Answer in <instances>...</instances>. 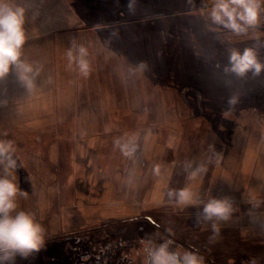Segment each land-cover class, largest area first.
Returning <instances> with one entry per match:
<instances>
[{
  "label": "rangeland",
  "instance_id": "obj_1",
  "mask_svg": "<svg viewBox=\"0 0 264 264\" xmlns=\"http://www.w3.org/2000/svg\"><path fill=\"white\" fill-rule=\"evenodd\" d=\"M33 3L28 9L33 13L25 14V62L54 48L58 66H69L73 31L98 24L133 28L132 48L168 58L157 78L150 73L146 102L128 109L143 113L115 120L94 114L82 120L51 118L61 103L54 112L39 111L36 102L45 97L29 95L38 87H14L21 83L15 72L0 79V140L16 149L12 175L24 193L17 203L45 228L44 248L27 259L17 257L15 264H98L111 252L119 257L113 264H145L141 242L149 239H171L174 247L203 256L204 264H264V88L248 87L244 80L239 88H224L237 78L220 71L228 47L243 49L251 42L218 37L216 45L194 41L195 49L180 34V39L171 32L162 36L168 28L160 16L169 20L174 12L193 9L152 6L150 0H135L132 11L129 0ZM48 32L53 39L42 36ZM209 51L219 60L208 57ZM44 61L35 63L43 67ZM233 94L240 102L225 115ZM186 161L207 163L208 170L191 181ZM188 186L202 200L228 199L236 209L232 218L214 230L197 221L199 207L168 199L169 189Z\"/></svg>",
  "mask_w": 264,
  "mask_h": 264
},
{
  "label": "clouds",
  "instance_id": "obj_2",
  "mask_svg": "<svg viewBox=\"0 0 264 264\" xmlns=\"http://www.w3.org/2000/svg\"><path fill=\"white\" fill-rule=\"evenodd\" d=\"M135 0H129V11L133 10ZM193 3V0H189ZM206 25L214 33H228L235 37L247 38L251 45L243 49L231 46L226 49V62L220 71L226 76L243 79L249 74L258 77L264 73V60L259 50L264 48V0H212L206 11ZM25 9L14 0H0V79L15 72L18 80L31 88L33 78L39 68L26 63L22 49L26 42ZM67 51L71 64L76 60L80 70L87 75L88 52L84 46ZM239 95L227 99L228 110L232 111L239 103ZM16 149L11 141L0 140V264H15L17 257L27 259L40 252L45 245V228L35 216L19 208V189L12 173L17 167L14 159ZM188 179L195 181L208 170L207 163L186 161L184 164ZM168 199L177 205L199 207L197 221L210 223L214 230L218 224L228 222L236 211L228 199L211 197L200 199L191 186L182 189H169ZM146 254L145 264H204V257L196 251L175 246L171 239L161 242L149 239L141 242Z\"/></svg>",
  "mask_w": 264,
  "mask_h": 264
},
{
  "label": "crops",
  "instance_id": "obj_3",
  "mask_svg": "<svg viewBox=\"0 0 264 264\" xmlns=\"http://www.w3.org/2000/svg\"><path fill=\"white\" fill-rule=\"evenodd\" d=\"M25 2L28 3L29 7L24 6ZM33 2L34 0H16V4L23 7L27 15L33 13L28 11V9H33L36 6V3ZM150 2L152 6L160 5L166 8L193 9L174 12L170 14L169 20L162 16L160 18L161 20L163 19L161 22L168 28L166 30L163 27L165 31H161L162 36L168 35L167 32H171L176 35V39H180V36H178L180 34L195 49L197 42L194 43V41L198 40L204 39L208 44L209 42L215 44L214 41L218 37H221L223 40L244 39L243 37H235L228 33H214L208 29L206 25V11L210 8L212 0H193V3H189V0H150ZM171 24L174 25L172 28L170 27ZM172 29L173 31H169ZM130 31H133V28L129 29V27L123 24H98L94 27L73 31L72 41L74 42V46L72 48L74 55L76 54L75 48L81 45L88 52L86 57L89 65L87 75H84L80 70L76 60H73V63L70 64L72 65L71 68H69L70 65L58 66V61L56 63L55 56H53L55 54L54 48L46 49V52L42 51L41 54L31 55L30 58H27L26 63L30 64L34 71L39 68V72L34 75L36 79L42 78L36 85L33 78L32 87H38V92L29 93L31 96L38 95L45 97L38 98L36 102L38 104L37 109L39 111H47V107L51 109V112H54L58 103H61L62 108L60 109L62 110L55 111V115L49 117L52 118L56 114H60L59 118L65 120L87 119L91 114H94L96 119L107 118L110 120L121 119L119 116L142 114L143 112H128V109H137L136 107L144 104L147 98H149V88L151 86L150 73L157 78L156 73L161 69V66H166L168 55L164 52L159 53L161 55L159 59L150 50L145 51L142 48H132L130 42L133 41L135 35L129 33ZM260 31L264 32V27ZM51 35L52 32L42 34V36L50 40L53 39V35ZM143 36L145 37V33ZM143 36L142 38L144 39ZM246 41L249 40L246 39ZM170 46H172L171 42ZM259 54L262 56L261 58H264V48L259 50ZM207 56H215L217 59L215 62L219 60L216 51L212 53L209 51ZM197 58L198 54L196 60ZM38 59L45 60L46 66L41 67L38 63H35ZM213 68L216 67L213 66ZM63 69H66V71H62ZM263 74L261 73L260 76L253 77L251 80H247L246 77L243 79L237 78L236 83L228 84L224 88H239L243 80L248 87L264 88ZM58 75L62 78L61 84H58V80L56 79ZM210 76L213 78L211 72ZM20 85L26 87L22 83H16L14 87H19ZM0 87H3V85L0 84ZM70 104L72 105L69 107L68 105ZM82 104L89 105L91 110L90 107L82 108ZM97 104L99 107H96ZM102 105H105V111H101ZM130 105H132L131 108H129ZM82 109L84 112H82ZM140 117L142 118V116ZM23 118L33 119L30 116H24Z\"/></svg>",
  "mask_w": 264,
  "mask_h": 264
},
{
  "label": "trees",
  "instance_id": "obj_4",
  "mask_svg": "<svg viewBox=\"0 0 264 264\" xmlns=\"http://www.w3.org/2000/svg\"><path fill=\"white\" fill-rule=\"evenodd\" d=\"M100 259L101 260L99 261L98 264H103L104 261H108L110 264H113V262H115L117 259H119V257H118V254L115 255L111 252L108 255H101ZM93 264H96V262Z\"/></svg>",
  "mask_w": 264,
  "mask_h": 264
}]
</instances>
